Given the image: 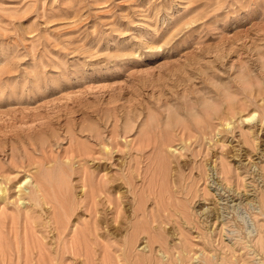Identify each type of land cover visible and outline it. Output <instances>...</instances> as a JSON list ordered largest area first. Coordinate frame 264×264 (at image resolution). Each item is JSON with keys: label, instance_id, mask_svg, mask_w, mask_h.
<instances>
[{"label": "rangeland", "instance_id": "374dc122", "mask_svg": "<svg viewBox=\"0 0 264 264\" xmlns=\"http://www.w3.org/2000/svg\"><path fill=\"white\" fill-rule=\"evenodd\" d=\"M260 90L264 0H0L1 186L66 162L73 188L65 232L53 205L11 188L0 264H264V120L218 136L196 126L213 106L254 112ZM164 142L173 149L160 153ZM85 170L110 186L96 206ZM167 176L158 201L149 186ZM141 190L154 228L130 250Z\"/></svg>", "mask_w": 264, "mask_h": 264}, {"label": "bare ground", "instance_id": "6f19581e", "mask_svg": "<svg viewBox=\"0 0 264 264\" xmlns=\"http://www.w3.org/2000/svg\"><path fill=\"white\" fill-rule=\"evenodd\" d=\"M248 79V78H247ZM263 90V89H262ZM262 90H260V91H256V93H258V95H256L257 97H259V96H262L264 93H263V91ZM254 93H255V91H254ZM255 93V94H256ZM253 95V94H252ZM251 95V96H252ZM256 97V98H257ZM264 98V96H262L261 97V99H263ZM240 100V99H239ZM247 100H248V98H247ZM251 100V99H250ZM241 101V100H240ZM249 101V100H248ZM206 102V101H205ZM217 102V101H216ZM247 101H245V103H246ZM248 103V102H247ZM205 104V103H204ZM212 104V103H211ZM214 104V103H213ZM228 105H227V109L226 110H221V105L220 106H218V107H210L209 108V110H207L206 109V112L204 113V114H202V115H200L199 113H197V111H196V114L197 115H200L199 117V119L197 120V127L199 126V128L202 130V131H205V130H209V135L210 134H213L214 133V135L215 136H218V135H222L223 133H227V134H229V132H233L234 131V129L236 128V127H239V126H242V125H244V124H246V122L248 123V122H252V120H254L256 117L258 118V119H260V121H262V120H264V101H262V103L261 104H257L258 106H257V108H256V110L254 111V112H252V113H250V114H248V115H244L245 113H246V110H247V108H246V105L245 104H243L242 103V105L241 104H239V105H237L236 103H232V102H230V103H227ZM254 104V103H253ZM212 106V105H211ZM209 107V106H208ZM214 119V122H212V120ZM215 119L216 120H218V121H220V123H218L217 125H218V127H217V125L215 124ZM214 123V124H213ZM220 126V127H219ZM188 128V127H187ZM241 128V127H240ZM199 130V129H198ZM207 133L208 132H206V134L205 135H207ZM201 135V134H200ZM242 135L244 136L243 138H245V140H246V142L245 143H249L248 141H249V139H248V141H247V138H249V136L247 135V133H245V132H242ZM252 135V134H251ZM76 136V135H75ZM170 142H172V140H169V143ZM190 142V141H189ZM26 145V144H25ZM32 145V144H31ZM33 145H34V143H33ZM83 145V144H82ZM24 146V145H23ZM27 146V145H26ZM170 145L168 144V143H166V142H164L163 144H162V148H160V153L161 152H165L166 153V148H168ZM29 147V146H28ZM24 148V147H23ZM84 148V146L81 148V150ZM86 148V147H85ZM84 148V149H85ZM170 148H172L171 146H170ZM29 149H30V147H29ZM79 149V148H78ZM83 149V150H84ZM173 149V148H172ZM26 150V149H25ZM36 150H37V148H36ZM240 150V149H239ZM27 151V150H26ZM44 151V150H43ZM79 151V153H81L80 152V150H78ZM77 151V152H78ZM174 151H177V149H175ZM228 152H229V150H228ZM33 153V152H32ZM78 153V154H79ZM239 153V152H238ZM83 154V153H82ZM85 154V153H84ZM226 154V153H225ZM227 155V154H226ZM80 157H81V155H79ZM181 156V155H180ZM238 156V155H237ZM26 157V156H25ZM25 157H21L22 159H23V162L24 161H26L25 160ZM229 157V156H228ZM34 158H35V154H34ZM33 158V159H34ZM22 159H21V162H22ZM27 159V158H26ZM29 159H31L30 157H29ZM33 159H32V161H33ZM35 159H37L38 160V158L36 157ZM42 161V160H41ZM44 161V160H43ZM166 161V157L165 158H163L162 156H158V159L156 160V162H154V165H156L155 167L156 168H158L160 165H163L164 164V162ZM22 162V163H23ZM27 163H29L28 162V159H27V161H26ZM25 162V163H26ZM33 162H35V161H33ZM45 162H46V160H45ZM44 162V163H45ZM70 162V161H69ZM19 163V162H18ZM18 163H13L14 164V166H16V167H22L23 165H24V163H23V165H21V166H19V165H17ZM49 163V162H48ZM66 163V162H65ZM63 164V162L61 163V165H60V167H58V165H57V168H58V170H57V168H56V171H53L52 170V168L50 167V166H48L47 168H44L42 165L43 164H39L38 163V166L36 167V170L34 171L33 169H32V171L30 170V172H28V170H27V173H28V175L27 176H25V178L22 180V181H20V182H15L14 183V179L13 178H11V177H9V178H7V181L9 182V186L8 187H4L5 185H3V187L1 186V183H0V200L1 201H4V202H6L7 201V198H6V201L4 200V198L8 195V192L9 191H11V188H13L14 187V189H17V194H18V196H19V199L21 200V199H24L26 196L27 197H30V198H32V199H35V202H36V200L37 201H39V202H44V204L45 203H49V204H51V205H53L52 206V208H54L55 209V212H53V213H55V222H56V224L55 225H57L56 227V230L58 229V231H66L67 229V226H69V223H70V219H71V217H72V210H73V208H72V206H71V208H72V210H71V208L69 207V201H71V198L72 197H70V194L72 193V185L69 183L68 185L67 184H65V179L67 178V170H66V166H68L67 165V163L66 164ZM36 164V163H35ZM34 164V165H35ZM47 164V163H46ZM56 164H58V163H56ZM166 164V163H165ZM26 165V164H25ZM31 165V164H30ZM49 165H50V163H49ZM221 165H222V172L221 173H223L224 175H225V178H227V174H229V172L231 171V170H227V169H229L230 167L228 166L229 164H227L225 161H221ZM31 166H33V165H31ZM54 166V165H53ZM186 166V165H185ZM27 167V166H26ZM29 167V166H28ZM28 167H27V169H28ZM45 167H46V165H45ZM148 167V166H147ZM152 167V166H151ZM30 168V167H29ZM43 168L45 169V170H43ZM231 169V168H230ZM55 170V169H54ZM66 170V171H65ZM157 170V169H156ZM156 170H155V172H156ZM208 170V169H207ZM209 170L211 171V173L210 174H208V178L211 180V178H214V175L215 174H213L212 173V169H210L209 168ZM215 170V169H214ZM180 171V169L178 170V172ZM203 170H201L199 173H201ZM239 171V170H238ZM237 172V171H236ZM4 174V173H3ZM164 174V173H163ZM232 174V173H231ZM240 174V173H239ZM7 175V174H6ZM9 175V174H8ZM7 175V176H8ZM67 175V176H66ZM72 175V174H71ZM147 175V174H146ZM202 174H200V176H201ZM204 172H203V177H204ZM6 176V177H7ZM10 176V175H9ZM82 177H81V179H82V182H83V186L86 188V187H88V191H89V195H90V197H91V202H92V204H95L94 206H96V203H97V196H98V192H105L104 191V188L106 187V185H105V181H104V179L103 180H101V182H100V180H99V182H97L96 184L94 183V181H93V179H92V173H90V171H88V170H85V171H83L82 172V175H81ZM198 176V175H197ZM201 176V177H202ZM232 176V175H231ZM5 177V178H6ZM233 177V176H232ZM2 178H4L3 177V175H2ZM4 178V179H5ZM68 178H70V176H68ZM125 178H126V176H125ZM125 178H124V176H122V180H125ZM128 178V177H127ZM131 178H133L132 176H130V180H131ZM206 178V177H205ZM243 178V177H242ZM3 179V180H4ZM154 179H155V176H154ZM182 179V178H181ZM229 179V178H228ZM6 180V179H5ZM20 180V179H19ZM129 180V181H130ZM176 180V179H175ZM213 180V179H212ZM70 181V180H69ZM114 181V180H113ZM128 181V180H127ZM150 181V180H149ZM177 181V180H176ZM179 181H180V179H179ZM67 182H68V180H67ZM109 182V181H108ZM153 183L151 184V186H149V190L151 191V192H154L155 190L157 191V189L158 188H160V190L158 191V195L159 196H157L156 195V200H158V201H160V199L162 200L163 198H166V196L164 195V192L165 191H167L168 190V187L167 186H171L170 185V183L171 182H174V181H171L170 182V178H168V176L165 178V179H163V181L161 182V184H160V182L159 181H157V180H155V181H152ZM181 182V181H180ZM180 182L179 183H177V182H175V184H173L172 186H176L177 184H180ZM5 183V182H4ZM7 183V182H6ZM177 183V184H176ZM246 183V182H245ZM17 184H18V186H17ZM137 184V183H136ZM136 184L134 183V181H133V179H132V181H131V186L130 187H132L131 189H132V194L134 193V195L136 196V191L138 190L137 188H138V185L136 186ZM144 184V183H143ZM8 185V184H7ZM128 185V184H127ZM209 185V184H208ZM244 185V184H243ZM15 186L17 187V188H15ZM107 186H109V184L107 185ZM148 186V185H147ZM178 186V185H177ZM227 186V185H226ZM245 186V185H244ZM143 187V186H142ZM213 187V186H212ZM231 187V186H230ZM108 187H106V189H107ZM109 188H110V186H109ZM108 188V189H109ZM10 189V190H9ZM218 189V188H217ZM129 190H130V188H129ZM143 190V189H142ZM141 190V192L143 193V194H141V192L139 193V194H141V195H137V200H138V205L136 204L135 205V203L137 202H135V203H133V201H132V203L134 204V206H136V208L134 207V208H132L134 211L132 212V216L133 215H135L136 216V218H137V220H136V222H135V220H134V223L131 225L133 228V232L132 233H130V237L127 239V247L130 249V250H132V248L134 249V246H135V244H136V242H138V238H139V236L141 235L142 236V234H146V233H149L150 234V232H151V230H152V227L149 225V223H148V221H147V211L144 209V207H145V204H146V196H144V192L145 191H142ZM170 190H171V188H170ZM177 190V189H176ZM244 190V189H243ZM107 191V190H106ZM239 192V191H238ZM245 192V191H244ZM138 193V192H137ZM167 192H165V194H166ZM170 193H173V192H171L170 191ZM15 194V193H14ZM126 194H127V192H126ZM168 194V193H167ZM166 194V195H167ZM230 194V193H229ZM240 194V193H239ZM11 195H12V193H11ZM103 195V194H102ZM105 195H108L107 193H105ZM109 197H112V195L109 193ZM133 195V196H134ZM171 196H172V194H170ZM170 195H168V196H170ZM189 195H190V193H189ZM238 195V194H237ZM241 195V194H240ZM247 195V194H246ZM10 196V195H9ZM17 196V197H18ZM167 196V197H168ZM107 197V196H106ZM222 197V196H221ZM121 198H123V197H121ZM120 198V199H121ZM128 198V197H127ZM135 198V197H134ZM189 198H190V196H189ZM230 198V197H229ZM10 199V198H9ZM18 199V200H19ZM28 199V198H27ZM99 199V198H98ZM113 199V198H112ZM118 199V198H117ZM120 199H118L119 201H120ZM191 199V198H190ZM19 200V201H20ZM30 200V199H29ZM108 200H109V198H108ZM122 200V199H121ZM136 200V199H135ZM165 200V199H164ZM11 201V200H10ZM14 201V200H13ZM90 202V203H91ZM109 202H110V200H109ZM122 202V201H121ZM120 202V203H121ZM124 200H123V204H124ZM112 203H113V201H112ZM130 203V202H129ZM6 204V203H5ZM39 204H41V203H39ZM38 204V205H39ZM69 204V205H68ZM76 204V203H75ZM111 204V203H110ZM122 204V203H121ZM132 204V205H133ZM164 204H165V202H164ZM90 205V204H89ZM131 205V206H132ZM41 206V205H40ZM93 205H91V207H94ZM130 206V205H129ZM90 207V208H91ZM119 207V206H118ZM118 207H116V208H118ZM70 208V210H68ZM115 208V207H114ZM124 208V207H123ZM122 208V209H123ZM96 209V208H95ZM131 209V208H130ZM164 209V208H163ZM125 210V209H124ZM127 210H129V209H127ZM48 211V210H47ZM96 211V210H95ZM113 211H114V209H113ZM115 211H116V209H115ZM119 213H121V215H122V212H124L125 213V211H122V212H120L121 211V209H119L118 208V210H117ZM97 212V211H96ZM117 212V213H118ZM127 212H129V211H127ZM180 212V211H179ZM74 213V212H73ZM116 213V215L119 217V216H121L119 213V215ZM123 213V214H124ZM134 213V214H133ZM151 213V212H150ZM157 213V212H156ZM169 214V213H168ZM186 214V213H185ZM115 215V216H116ZM162 215V214H161ZM171 215V214H170ZM173 215V214H172ZM98 216V215H97ZM104 216V215H103ZM115 217V219L117 218V220H119V221H117V220H115V221H117V223H120L121 225H122V223L123 222H121V220H122V218H124V216L123 217H121V220L120 219H118V217ZM125 216H127L128 217V215H125ZM129 216H130V212H129ZM95 217V216H94ZM126 217V218H127ZM140 217V218H139ZM141 217L143 218V221H140L141 220ZM98 218V217H97ZM120 218V217H119ZM126 218H124L125 219V222H127L126 221ZM129 218V217H128ZM132 218L133 217H131L130 219H131V221H132ZM135 218V217H134ZM95 219V218H94ZM93 219V220H94ZM100 220H102L101 218H99ZM162 219V218H161ZM160 219V220H161ZM152 220H154V221H156L155 219H152ZM114 221V220H113ZM151 221V220H150ZM130 222V221H129ZM128 222V223H129ZM133 222V221H132ZM104 223V222H103ZM155 223V222H154ZM111 224V223H110ZM120 224L119 225H117V226H119V227H117V226H115V227H117V229L119 228H122L121 226H120ZM125 224V223H124ZM147 224V225H146ZM166 224V223H165ZM1 225H2V221H0V227H1ZM97 225V224H96ZM127 225V224H126ZM149 225V226H148ZM153 225V224H152ZM156 225H157V223H156ZM86 226V225H85ZM155 226V225H154ZM154 228V227H153ZM165 228V227H164ZM3 230V229H2ZM2 230H1V228H0V231L2 232ZM64 231V232H65ZM132 231V230H131ZM158 231V230H157ZM166 231V230H165ZM0 232V233H1ZM63 232V233H64ZM80 232H82L81 230H80ZM99 232V231H98ZM3 233V232H2ZM60 233V232H59ZM89 233V232H88ZM165 233V232H164ZM4 234V233H3ZM2 234V235H3ZM79 234V233H78ZM115 234V233H114ZM113 234V235H114ZM148 234V235H149ZM1 234H0V236H2ZM87 236V235H86ZM140 236V237H141ZM149 236H151V235H149ZM155 236V235H154ZM146 237V236H145ZM162 237V236H161ZM1 238V237H0ZM77 238V237H76ZM75 238V239H76ZM87 239H88V237H87ZM154 239V238H153ZM72 240V239H71ZM86 240V238L84 239V241ZM80 241V240H79ZM90 241V240H89ZM160 241V240H159ZM0 242H1V239H0ZM2 242H3V240H2ZM151 242H152V240H151ZM155 242V241H154ZM72 243V242H71ZM70 243V244H71ZM1 244V243H0ZM3 244V243H2ZM1 244V245H2ZM75 244V243H74ZM86 244V243H85ZM153 244V243H152ZM82 246V245H81ZM86 246H87V244H86ZM151 247H153L152 245H151ZM86 248V247H85ZM122 248H123V246H122ZM126 248V247H125ZM76 249V248H75ZM87 250V249H86ZM153 250V249H152ZM87 252V251H86ZM135 253V252H134ZM141 255V254H140ZM132 256V255H131ZM144 259V258H143ZM149 259V258H148ZM145 260V259H144ZM150 260V259H149ZM134 261V260H133ZM141 261H142V259H141ZM135 262V261H134ZM133 262V263H134ZM140 262V261H139ZM150 262V261H149ZM141 263V262H140Z\"/></svg>", "mask_w": 264, "mask_h": 264}]
</instances>
